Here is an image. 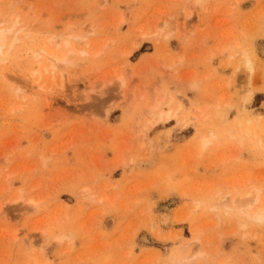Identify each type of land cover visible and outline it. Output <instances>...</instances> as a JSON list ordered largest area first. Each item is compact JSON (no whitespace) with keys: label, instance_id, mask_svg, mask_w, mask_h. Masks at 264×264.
Masks as SVG:
<instances>
[{"label":"rangeland","instance_id":"374dc122","mask_svg":"<svg viewBox=\"0 0 264 264\" xmlns=\"http://www.w3.org/2000/svg\"><path fill=\"white\" fill-rule=\"evenodd\" d=\"M0 19L26 26L0 55V264H264V220L222 205L264 192V0H0Z\"/></svg>","mask_w":264,"mask_h":264},{"label":"bare ground","instance_id":"6f19581e","mask_svg":"<svg viewBox=\"0 0 264 264\" xmlns=\"http://www.w3.org/2000/svg\"><path fill=\"white\" fill-rule=\"evenodd\" d=\"M2 18V17H1ZM3 18H4V16H3ZM6 19V18H5ZM3 20L4 19H0V55H2V54H7L5 51H7L8 52V50L10 49V47H11V45H12V43L11 44H9L10 42H13L14 43V41L16 42L17 41V39H19L20 37H21V35H22V31L24 30V27H26V26H24V25H21V23L22 22H20L19 24H18V19H11V20H14L13 22H11V23H9L10 25H8V26H6L5 25V27L4 26H1V24L3 23ZM10 20V19H9ZM26 30H24V32H25ZM8 44H9V46L10 47H8ZM7 48H8V50H7ZM83 49H85V48H83ZM88 49V48H87ZM246 50H248V49H246ZM83 51V50H82ZM249 51V50H248ZM51 52V51H50ZM49 52V55L51 54L52 55V53H50ZM84 52H86L87 53V50L85 49V51ZM239 52V51H238ZM241 52V51H240ZM261 52L264 54V44L263 45H261ZM48 54V53H47ZM243 54H245L244 56H245V58L244 57H242V56H240L241 57V59L239 60V62H240V64L242 65L243 64V62H245V64L246 65H248L249 67L254 63V61H255V59H254V55L253 56H250L246 51H245V49H244V51H243ZM50 55V56H51ZM58 56V55H57ZM263 56V55H262ZM3 57V56H2ZM1 57V58H2ZM6 57V56H5ZM52 57H54V59H55V57H56V55H55V53H54V56H52ZM61 57V58H60ZM63 55L61 54V55H59V57H58V60L56 59L55 61L57 62V61H59V59L61 60H63ZM57 58V57H56ZM243 58V59H242ZM239 59V58H238ZM237 59V60H238ZM257 59V58H256ZM243 61V62H242ZM54 62V61H53ZM257 63V62H256ZM55 64V63H54ZM238 65H239V63H237ZM245 64H243L244 66H245ZM242 65V66H243ZM123 75V74H122ZM122 75H118V78H119V80H124V78L122 77ZM40 77V76H39ZM39 77L37 78V79H39ZM124 82H125V80H124ZM195 85V84H194ZM193 86V85H192ZM194 87V86H193ZM162 95H163V93H162ZM166 96V95H165ZM141 97V96H140ZM163 97V96H162ZM161 96H160V98H162ZM157 99V98H156ZM155 99V100H156ZM164 100V99H163ZM160 101V100H159ZM158 103V102H157ZM156 104V103H155ZM158 105H160V104H158ZM158 105H157V107H158ZM156 107V106H155ZM156 109V108H155ZM148 110V109H147ZM150 115V114H149ZM169 116V115H168ZM219 117V116H218ZM221 117V116H220ZM221 121H223V120H221ZM153 123V122H152ZM151 123V124H152ZM260 125V124H259ZM213 130V129H212ZM215 130H213V132H214ZM241 131V130H240ZM243 131V130H242ZM213 132H210V137L208 136V138H203V144H204V146H205V144L206 143H208V142H210V141H212V139L214 138V137H216V134H215V132L213 133ZM213 134H215V135H213ZM209 135V134H208ZM230 135H232V134H230ZM206 136H207V134H206ZM233 137H235L234 135H232ZM215 139V138H214ZM201 141H202V139H201ZM210 144V143H209ZM202 146V145H201ZM200 146V147H201ZM203 147V146H202ZM204 148V147H203ZM200 149V148H199ZM235 188V187H234ZM251 188V187H250ZM256 187L254 186V188H253V186H252V188L251 189H253V190H251V189H249V187H247V192H248V196L246 197L247 199H245V198H243V197H245V194L243 193L242 195L243 196H241L240 197V199H238L237 200V197L238 196H236V197H234L233 195V197L235 198H233V200L234 201H236L237 200V202H234L233 200H231V201H226V200H228V198H226V197H228L227 196V194L229 193V192H231V190L229 191V192H227V194H226V196H224L223 198L225 199L224 201H222V203L223 202H228L226 205L225 204H222L223 206H224V208L227 206L228 208H230V210L232 211V212H234V211H239L241 214H239V215H242L243 217H245V219L246 220H251V219H253V220H257V221H263L264 220V192L262 191L263 189H261L260 187H258V188H256ZM260 188V189H259ZM240 189V188H239ZM255 189V190H254ZM234 190V189H233ZM246 190V189H245ZM250 190V191H249ZM247 192L245 191V193L247 194ZM242 193V192H241ZM236 195H238V194H236ZM21 196H18L17 198H20ZM16 198V199H17ZM230 198H231V196H230ZM233 201V202H232ZM205 202V201H204ZM221 203V202H220ZM215 205V204H214ZM170 206V205H169ZM172 207V206H171ZM214 207V206H213ZM226 207V208H227ZM215 208V207H214ZM225 208V209H226ZM166 209H168V208H166ZM171 209V208H170ZM234 210V211H233ZM227 209H226V212L225 213H227ZM230 212V211H229ZM229 212H228V214H229ZM231 212V213H232ZM235 212V213H236ZM167 215L169 214V212L167 213V212H165ZM167 215H165V216H167ZM231 215V214H230ZM236 215L238 216V213H236ZM232 216V215H231ZM234 217H235V214L233 215ZM232 216V217H233ZM169 217H171V216H169ZM238 217H241V216H238ZM242 218V217H241ZM243 219V218H242ZM238 221H239V225H240V223L242 224V222H240V220H237L236 219V224H238ZM247 222L245 221L243 224H242V228H244V225H246L247 226ZM238 225V226H239ZM238 226H237V229H238ZM241 226V225H240ZM239 226V228L241 229V227ZM245 226V227H246ZM143 239H145L146 240V237H144ZM191 256L192 255H189V258H191ZM188 257V256H187ZM188 258V259H189ZM180 264V263H179Z\"/></svg>","mask_w":264,"mask_h":264}]
</instances>
